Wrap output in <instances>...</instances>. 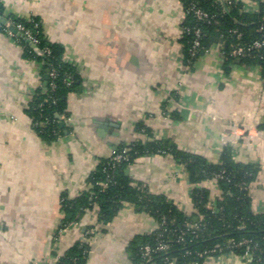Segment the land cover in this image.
Segmentation results:
<instances>
[{
    "label": "crops",
    "instance_id": "crops-1",
    "mask_svg": "<svg viewBox=\"0 0 264 264\" xmlns=\"http://www.w3.org/2000/svg\"><path fill=\"white\" fill-rule=\"evenodd\" d=\"M6 15L38 18L47 40L80 74L67 97L68 133L47 143L26 110L42 86L40 64L0 30V264H58L77 244L86 264H134L132 246L157 222L125 204L103 225L97 208L63 227L65 197L91 189L88 180L123 145L171 140L178 150L217 164L228 126L264 123V84L256 67L224 70L215 44L192 68L184 65L181 0H0ZM149 133H146L144 129ZM241 134V133H238ZM237 134V135H238ZM248 143L229 134L236 161L256 163L253 211L264 213V135ZM134 186L193 211L185 169L169 155L141 157L126 170ZM213 199L215 181L204 182ZM205 264H245L223 257Z\"/></svg>",
    "mask_w": 264,
    "mask_h": 264
},
{
    "label": "trees",
    "instance_id": "trees-1",
    "mask_svg": "<svg viewBox=\"0 0 264 264\" xmlns=\"http://www.w3.org/2000/svg\"><path fill=\"white\" fill-rule=\"evenodd\" d=\"M184 12L190 8L208 13L209 19L199 21L193 12L183 21L182 46L184 65L192 68L213 45L222 44L224 70L229 74L232 66L258 67L264 84V48L253 47L256 41L264 42V3L255 13L245 12L243 1L181 0ZM228 1H231L229 4ZM0 16L17 29L22 25L31 31L38 43L34 44L23 32L11 36L19 43L25 56L40 64V86L26 110L33 121L36 133L47 143L57 142L68 133L67 97L80 85L79 71L63 60L64 49L50 43L44 35L38 18H19L6 15L0 5ZM201 31L200 48L196 56L191 50L196 40L195 31ZM9 35V29L0 25ZM18 30V29H17ZM244 48V55L237 49ZM55 73V77L51 74ZM55 86L54 88L52 86ZM264 131V123L257 127ZM144 129V128H143ZM149 133L147 129H144ZM128 150L126 159L118 166L112 158ZM112 158L102 162L91 175V189L74 201L63 200L65 220L63 227L78 222L87 210L97 208L99 222L111 223L125 204L152 217L157 230L141 236L133 244L134 264H204L210 256L235 254L244 256L250 249L252 264H264V213L253 211L251 190L261 173L256 163L243 164L236 161L235 149L225 146L217 164L206 158L178 150L171 140H151L123 145ZM154 155H169L182 165L190 183L194 186L191 201L194 211L188 216L177 205L163 196H155L141 186H134L126 170L135 160ZM218 177V178H217ZM109 182L103 189L102 183ZM215 181L220 191L213 199L210 190L201 185ZM213 201L211 206L210 202ZM196 225L197 229H190ZM247 241V245L243 243ZM161 244L168 250L156 251L150 262L142 256L143 249L150 246L156 250ZM90 247L77 244L63 256L58 264H86Z\"/></svg>",
    "mask_w": 264,
    "mask_h": 264
},
{
    "label": "built area",
    "instance_id": "built-area-1",
    "mask_svg": "<svg viewBox=\"0 0 264 264\" xmlns=\"http://www.w3.org/2000/svg\"><path fill=\"white\" fill-rule=\"evenodd\" d=\"M219 1L220 2H226L225 0H219ZM236 1H243L245 3V6H244L243 10L245 12H247V13H255L258 10V6L260 4H262V3H264V0H236ZM228 2H229V4H231V1H228ZM191 12H193L195 14V16L197 17V19L199 21L205 22V21H207L209 19L208 13L203 12V11H201L199 9H195V8L188 9L187 12H185V17L187 16V14H189ZM17 29H18V31L23 32L25 34V36L28 37L34 44L38 43V41L34 37L33 33L31 31L25 29L24 26L18 25ZM184 32H187V31H184ZM195 34H196V40H195V42L193 44V47H192V50H191L192 56H196L197 55V53L199 52L200 45H201V43H200L201 31L199 29H197L195 31ZM9 35L13 36L14 34L11 31H9ZM218 47L220 48V51L223 54V46H222V44H219ZM253 47L256 48V49H262V48H264V42L263 41H256L254 43ZM244 53H245L244 48L237 49V54L238 55H244ZM256 68L259 70L258 67H256ZM51 76L55 77V73H52ZM52 87L54 88L55 86L53 85ZM228 132L229 133L227 135H225L226 140L228 138V142H226V146L230 145V143H231V140H229V136H228L229 134H231V136H235V135L239 136L240 135V137H242V139L245 142H247V143L254 139L253 135H252V132H255L258 136H263L264 135V131L263 130H259L258 128L250 126V125H248L246 123L230 124L228 126ZM238 133H241V134H238ZM61 139L62 138H60L58 141H60ZM230 146H232V145H230ZM127 152H128V150H124L121 154L115 155L112 158V165L113 166H118L120 163H122L126 159ZM101 186L103 187V189H106L109 186V182L107 181L105 183H102ZM210 203H211L210 205L212 206L213 205V201L210 202ZM189 228L190 229H197L198 227L196 225H189ZM247 244H248L247 241H245L243 243V245H247ZM168 248H169V246L166 245V244H161L156 250L152 249L150 246H146L143 249L142 256L146 260V262H150L152 260V258H153V253H155L156 251H165V250H168ZM223 257L240 258V259H242L245 262V264H252L253 254H252L251 250L249 249L245 253V255L241 256V257L237 256L235 254L219 256V257L210 256V257H208L206 259V262L208 260L220 259V258H223Z\"/></svg>",
    "mask_w": 264,
    "mask_h": 264
},
{
    "label": "water",
    "instance_id": "water-1",
    "mask_svg": "<svg viewBox=\"0 0 264 264\" xmlns=\"http://www.w3.org/2000/svg\"><path fill=\"white\" fill-rule=\"evenodd\" d=\"M0 25L5 26L6 28L9 29V31H11L15 35L19 34L18 30L14 26H12L10 23H8L6 18L1 17V16H0Z\"/></svg>",
    "mask_w": 264,
    "mask_h": 264
}]
</instances>
